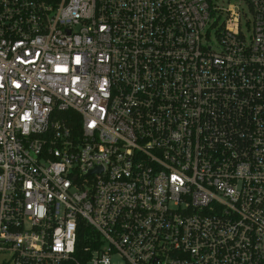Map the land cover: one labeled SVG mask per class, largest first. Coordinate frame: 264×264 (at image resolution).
<instances>
[{"label": "built area", "instance_id": "1", "mask_svg": "<svg viewBox=\"0 0 264 264\" xmlns=\"http://www.w3.org/2000/svg\"><path fill=\"white\" fill-rule=\"evenodd\" d=\"M116 263L264 264V0H0V264Z\"/></svg>", "mask_w": 264, "mask_h": 264}, {"label": "rangeland", "instance_id": "2", "mask_svg": "<svg viewBox=\"0 0 264 264\" xmlns=\"http://www.w3.org/2000/svg\"><path fill=\"white\" fill-rule=\"evenodd\" d=\"M217 3H220L221 5H223V6H225V7H227V5H228V3L230 2V3H236V2H238L239 0H215ZM241 5H242V7H243V9L245 10V11H248V9H249V7H248V4L246 3V2H241ZM213 38H215V37H213ZM214 42V41H213ZM117 264V263H116Z\"/></svg>", "mask_w": 264, "mask_h": 264}, {"label": "trees", "instance_id": "3", "mask_svg": "<svg viewBox=\"0 0 264 264\" xmlns=\"http://www.w3.org/2000/svg\"><path fill=\"white\" fill-rule=\"evenodd\" d=\"M91 233V229L85 227V225L82 226V230L79 233L80 236V242L82 244V240L84 239V237L88 234Z\"/></svg>", "mask_w": 264, "mask_h": 264}]
</instances>
